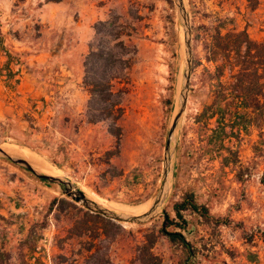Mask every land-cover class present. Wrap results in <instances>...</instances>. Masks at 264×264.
Wrapping results in <instances>:
<instances>
[{"label":"rangeland","instance_id":"rangeland-1","mask_svg":"<svg viewBox=\"0 0 264 264\" xmlns=\"http://www.w3.org/2000/svg\"><path fill=\"white\" fill-rule=\"evenodd\" d=\"M185 8L190 81L164 208L174 218L173 203L190 192L210 216L226 222L215 226L182 211L185 225L175 230H184L193 246L189 257L157 234L163 215L139 224L114 221L120 227L110 225L114 238L103 245L115 264H139L135 248L154 232L152 250L161 264H264V117L254 121L227 88L238 67L221 72L210 52L215 29L220 35L245 30L264 44V0H185ZM114 15L131 50L123 75L113 81L122 91L117 138L108 122H87L89 93L82 83L92 25ZM183 52L173 0H0V147L26 150L95 200L149 205L161 180ZM20 77L32 86L24 99L16 91ZM236 112L246 119L230 128ZM219 120L226 130L221 142L213 139ZM53 198L72 201L59 185L0 157V245L8 264H69L81 257L79 248L85 254L86 236L65 238L58 247L76 216L67 205L50 207Z\"/></svg>","mask_w":264,"mask_h":264},{"label":"trees","instance_id":"trees-1","mask_svg":"<svg viewBox=\"0 0 264 264\" xmlns=\"http://www.w3.org/2000/svg\"><path fill=\"white\" fill-rule=\"evenodd\" d=\"M46 1L58 2L60 0ZM124 27L125 25L119 22L117 15L97 20L92 25L93 37L88 42L87 53L83 59L82 83L89 93L86 104L87 122H108V129L116 138L120 131L117 120L122 114L120 106L122 91L113 89V81L123 75L131 52L123 38ZM212 39L210 52L214 60L219 57L221 62L218 66L219 70L222 72L224 67H227L232 72L235 67H238L232 74L233 82L227 88L233 96L240 99L239 103L242 108L250 109L254 113V121L264 117V44L251 40L245 30H230L220 35V31L215 29ZM9 59L7 62L10 61ZM168 103H170L169 100ZM236 113L230 128L233 127V123L238 124L246 119L244 114ZM220 114L222 117L224 112L221 111ZM247 122H250L249 118ZM225 131V125L220 120L217 121L213 139L221 142L226 136ZM40 180L45 181L44 179ZM260 183L264 184V170L260 177ZM54 204H57L59 209H62L63 205H67L76 216L67 229L66 236L59 240L58 247L62 249L61 242L65 238L87 237L82 247L85 254L82 255L79 248L75 254L81 257L72 258L69 264H115L110 259L107 246L103 243L107 239L114 238V233L110 232V225L119 229L118 223L99 214L91 213L64 198H53L50 207ZM172 207L175 217L169 216L158 228L157 234L165 236L171 244L180 246L187 252L188 257L194 254V248L185 240L180 231L175 230L176 227L180 228L185 225L182 211L189 209L205 221L213 222L215 226L226 222L222 218L210 216L208 209L204 205L197 204L190 192L185 193L180 201H175ZM98 229L101 232H95ZM156 238L154 232L147 233L142 243L136 246L134 259L139 264H161V259L152 250ZM62 257L63 260H67L65 256ZM8 258L9 254L0 245V264H8Z\"/></svg>","mask_w":264,"mask_h":264},{"label":"water","instance_id":"water-1","mask_svg":"<svg viewBox=\"0 0 264 264\" xmlns=\"http://www.w3.org/2000/svg\"><path fill=\"white\" fill-rule=\"evenodd\" d=\"M173 1L176 6L178 20L183 33V69L177 95V108L167 130L159 188L152 199L151 206L146 212L142 214L114 212L87 197L85 193L78 189L77 186L70 180L61 176H54L40 172L24 158L8 154L1 147L0 157L5 158L31 172L39 179H44L45 181L59 185L61 192L64 195L91 213L99 214L105 218L117 222L137 224L146 223L158 215H163L164 219H166L168 215L164 207L174 180V160L177 146V129L186 106L191 67V25L189 14L185 8L183 0Z\"/></svg>","mask_w":264,"mask_h":264},{"label":"bare ground","instance_id":"bare-ground-1","mask_svg":"<svg viewBox=\"0 0 264 264\" xmlns=\"http://www.w3.org/2000/svg\"><path fill=\"white\" fill-rule=\"evenodd\" d=\"M184 4H185V0ZM19 146V145H17ZM5 152H7L8 154L14 155V156H19L24 158L25 160H27L35 169H37L38 171L44 172L46 174H50V175H54V176H59V173L53 169H50L48 164L47 165H43L39 160H35L26 150L20 149V148H11L9 146V148L5 147H1ZM38 163V164H36ZM44 163V162H43ZM40 164V165H39ZM87 197H89L90 199L94 200L95 202L101 204L102 206H104L105 208L112 210L114 212H119V213H130V214H142L145 212L146 209H148L151 206L152 201L149 203V205L145 206V207H132V208H127V207H123V206H119V205H113V204H109L107 202L104 201H100V200H95L93 197L85 194Z\"/></svg>","mask_w":264,"mask_h":264},{"label":"crops","instance_id":"crops-1","mask_svg":"<svg viewBox=\"0 0 264 264\" xmlns=\"http://www.w3.org/2000/svg\"><path fill=\"white\" fill-rule=\"evenodd\" d=\"M16 77H19L18 75H16ZM32 86L30 84L26 85V81L25 80H22V77H20V81L17 83L16 85V91H18L20 93V98L21 99H24V98H27L29 95V93L32 91L31 88Z\"/></svg>","mask_w":264,"mask_h":264},{"label":"built area","instance_id":"built-area-1","mask_svg":"<svg viewBox=\"0 0 264 264\" xmlns=\"http://www.w3.org/2000/svg\"><path fill=\"white\" fill-rule=\"evenodd\" d=\"M182 233H184V230H182Z\"/></svg>","mask_w":264,"mask_h":264}]
</instances>
